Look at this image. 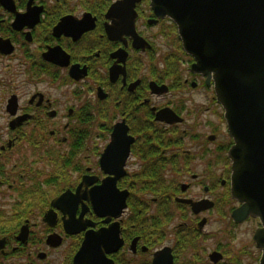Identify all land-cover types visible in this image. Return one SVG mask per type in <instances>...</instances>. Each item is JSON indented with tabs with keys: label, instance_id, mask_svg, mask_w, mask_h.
<instances>
[{
	"label": "flooded vegetation",
	"instance_id": "flooded-vegetation-1",
	"mask_svg": "<svg viewBox=\"0 0 264 264\" xmlns=\"http://www.w3.org/2000/svg\"><path fill=\"white\" fill-rule=\"evenodd\" d=\"M117 1L0 0V264H74L85 234L114 223L121 243L105 254L108 264H152L164 248L170 264H259L258 220L232 218L240 206L230 195L233 142L212 80L190 71L176 26L150 0L134 8L148 47L134 48L127 35L110 39L106 14ZM181 91L211 93L206 106L216 109ZM164 108L181 121L157 120ZM121 122L133 141L116 187L128 196L121 215L104 222L75 195L107 176L99 159ZM146 175L164 188L148 196L131 189L132 178ZM84 176L97 180L78 189Z\"/></svg>",
	"mask_w": 264,
	"mask_h": 264
},
{
	"label": "water",
	"instance_id": "water-1",
	"mask_svg": "<svg viewBox=\"0 0 264 264\" xmlns=\"http://www.w3.org/2000/svg\"><path fill=\"white\" fill-rule=\"evenodd\" d=\"M140 0H118L108 9L106 26L110 39L127 35L136 49L148 45L134 28L135 4ZM154 14L171 20L185 54L193 59L190 71L213 82L216 102L224 111L227 132L232 139L228 150L231 163L230 195L240 203L233 219L253 217L259 227L254 234L264 264V0H150ZM123 62L125 52L113 54ZM115 65L110 69L115 73ZM153 92L165 87L151 84ZM156 119L166 123L181 119L170 109H161ZM124 122L114 126L111 142L99 159L107 176L100 184L77 195L92 202L97 217L118 218L126 207L127 191L116 187L124 176L123 166L133 139ZM97 180L84 176L78 187L86 189ZM67 193L58 199L62 202ZM57 203V202H55ZM69 223H65L67 227ZM75 230H70V233ZM118 223L89 231L79 248L74 264H108L105 254L117 249ZM169 249L154 255L152 264H170Z\"/></svg>",
	"mask_w": 264,
	"mask_h": 264
},
{
	"label": "trees",
	"instance_id": "trees-1",
	"mask_svg": "<svg viewBox=\"0 0 264 264\" xmlns=\"http://www.w3.org/2000/svg\"><path fill=\"white\" fill-rule=\"evenodd\" d=\"M179 51H181V53L184 54L181 48L179 49ZM97 116H98V119L100 120V122L103 123V120H101V119H105V112L103 110H101L97 113ZM83 138H87V136L85 134L81 133L80 139H83ZM79 148L82 151L83 144H81V146ZM64 162H65L64 163V170H67L69 162L68 161H64ZM83 169H84V166L80 163V170L83 171ZM131 180L133 181L131 189L135 190L137 187L141 188V186H142L144 188L145 192L147 193L146 196L149 195L148 192H150L151 190H153L156 193L157 191H159V189L164 188V186H165V184L163 182H161V180H159V177L157 178V177L146 175L143 179L132 178ZM151 194L152 193H150V196L156 197V194L155 195L154 194L151 195ZM134 195H136L135 191L132 193L131 197ZM129 203L133 206L131 208L132 212H134L135 215H137L136 207H134L136 204V200L132 197V198H130Z\"/></svg>",
	"mask_w": 264,
	"mask_h": 264
},
{
	"label": "rangeland",
	"instance_id": "rangeland-1",
	"mask_svg": "<svg viewBox=\"0 0 264 264\" xmlns=\"http://www.w3.org/2000/svg\"><path fill=\"white\" fill-rule=\"evenodd\" d=\"M162 53H164V52H162ZM182 93H180L178 96L180 97V98H183L184 96H186V95H188V97L194 102V103H198V104H204L202 107H204V110H215L216 108H215V106L214 105H211V106H209V109H207V107L208 106H206V105H210V96H211V93H203V92H195V91H191V92H186V91H184V93H183V91H181ZM207 115H209V113L207 112L206 114H204V117H206ZM99 120V119H98ZM96 131H98L96 128H94L93 129V132H96ZM93 135V134H92ZM223 139L225 140V141H227V140H229V138L227 137V135H226V133L224 132L223 133ZM98 144V143H97ZM82 154H85V152H83ZM95 159H93L91 162H89V164H87V165H92L93 163H95ZM83 166L86 164L84 161H83V158H82V156H81V159H80V161H79ZM84 162V163H83ZM224 164H226V166H228V163H227V161H226V163H224ZM38 167H40V168H42L43 167V164H40V165H38ZM226 169H227V167H225ZM73 173V172H72ZM207 229H209V228H207Z\"/></svg>",
	"mask_w": 264,
	"mask_h": 264
}]
</instances>
